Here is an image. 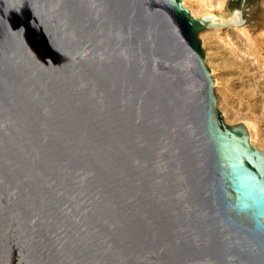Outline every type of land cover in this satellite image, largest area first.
<instances>
[{
  "label": "water",
  "instance_id": "1",
  "mask_svg": "<svg viewBox=\"0 0 264 264\" xmlns=\"http://www.w3.org/2000/svg\"><path fill=\"white\" fill-rule=\"evenodd\" d=\"M262 1L0 0V264H264V152L199 38Z\"/></svg>",
  "mask_w": 264,
  "mask_h": 264
},
{
  "label": "rangeland",
  "instance_id": "2",
  "mask_svg": "<svg viewBox=\"0 0 264 264\" xmlns=\"http://www.w3.org/2000/svg\"><path fill=\"white\" fill-rule=\"evenodd\" d=\"M208 1L217 6L218 0ZM261 4L264 10V0ZM187 5L199 14L206 11L194 0H188ZM200 39L207 60L209 56L207 64L215 69L213 77L221 83L216 94L232 110L231 125L250 117L264 130V52L259 54L257 51L260 44L264 45V38L247 40L235 32L229 38L209 33ZM256 142L259 146L258 138ZM261 150L264 152V147Z\"/></svg>",
  "mask_w": 264,
  "mask_h": 264
},
{
  "label": "bare ground",
  "instance_id": "3",
  "mask_svg": "<svg viewBox=\"0 0 264 264\" xmlns=\"http://www.w3.org/2000/svg\"><path fill=\"white\" fill-rule=\"evenodd\" d=\"M182 1H183V5L191 11V13L193 14L194 17L202 18L203 16H214V14H212L214 12H217L220 14H226L223 11L225 10L226 4L229 0H218V2L216 4L217 6H212L211 4H209L208 0H194V1H197L199 3V5L202 9L206 10L203 14H199L198 12L189 8L187 5L188 0H182ZM261 7H262V4H261ZM235 32L239 36H242L243 38H245L247 40H258L260 37L264 38V24H262L261 26H259L257 28H249L248 26H242V27H233V28L230 27V28H227L225 31L220 30V29H212V30L201 33L199 38H201V37H203L209 33H215V34L223 35L226 38H229ZM257 51L259 54L264 52V45L260 44L257 47ZM207 61L209 63V56H208ZM211 72H212V75L214 76L215 69L214 70L211 69ZM220 84H221L220 80L218 78H216L215 79L216 88H219ZM218 99H219V108L220 109L223 108L222 111H223L226 122L228 124H231L232 118L230 116L232 115V110L227 105H225V100H223L222 98H219V97H218ZM244 120L245 121H242V123L246 125V127L250 133L252 144L261 150V148L264 147V130L262 129L261 125H259L257 121L252 120V118L246 117ZM257 138H258V144L260 147L257 146V144H256Z\"/></svg>",
  "mask_w": 264,
  "mask_h": 264
},
{
  "label": "flooded vegetation",
  "instance_id": "4",
  "mask_svg": "<svg viewBox=\"0 0 264 264\" xmlns=\"http://www.w3.org/2000/svg\"><path fill=\"white\" fill-rule=\"evenodd\" d=\"M254 0H247V3H252ZM239 2H235L234 5H238Z\"/></svg>",
  "mask_w": 264,
  "mask_h": 264
}]
</instances>
